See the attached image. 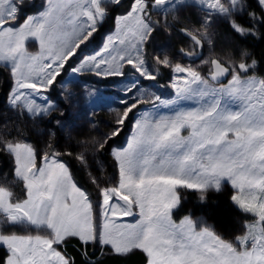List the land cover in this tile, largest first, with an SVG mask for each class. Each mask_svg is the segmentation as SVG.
<instances>
[{
  "label": "snow or ice",
  "instance_id": "6c2138e0",
  "mask_svg": "<svg viewBox=\"0 0 264 264\" xmlns=\"http://www.w3.org/2000/svg\"><path fill=\"white\" fill-rule=\"evenodd\" d=\"M185 2L128 0L125 11L114 20L117 34L108 37L101 52L73 66L71 58L111 12L123 6L122 0H46L40 9L34 0H0V61L11 66L16 87L8 97L10 109L23 108L31 116H41L49 108L34 100L22 105L24 90L36 95L46 92L69 70L76 74L86 69L109 78L124 76L128 66L135 79L122 89L125 110L116 120L122 127L134 109L139 110L133 89L140 90L141 78L157 79L145 59L146 45L156 31L149 19L153 9H176ZM193 3L224 17L240 36L256 35L255 29L264 26V0ZM238 16H246L248 25L239 23ZM211 21L210 13L199 22L204 32L188 27L181 32L195 45L204 39L211 43ZM30 39L39 45L34 54L26 49ZM153 58L174 73L175 89L173 99L157 95L155 101L169 109L181 102L195 106L156 119L145 110L134 121L126 147L110 153L117 166V184L104 186L93 177L98 189L95 203L74 182L58 153L41 155L23 139L22 129L9 130L6 124L0 128V154L13 163L10 183L21 188L17 197L7 176L0 185V264H75L64 251L70 244L83 248L85 255L89 246L117 257L139 253L143 264H264V78L241 75L255 69L257 62L229 67L210 59L211 82L220 85L214 87L193 67L173 66L167 50L154 52ZM226 76L231 79L225 85L221 77ZM120 130L114 128L109 136H118ZM182 130L188 134L182 135ZM105 147L99 143L101 150ZM225 179L238 193L232 201L255 217L235 242L207 229L197 232L190 220L181 226L173 223L172 210L180 204L178 189L220 190ZM137 214L134 223L119 219ZM33 228L42 234L18 231ZM86 264L97 262L89 256Z\"/></svg>",
  "mask_w": 264,
  "mask_h": 264
},
{
  "label": "rangeland",
  "instance_id": "374dc122",
  "mask_svg": "<svg viewBox=\"0 0 264 264\" xmlns=\"http://www.w3.org/2000/svg\"><path fill=\"white\" fill-rule=\"evenodd\" d=\"M37 9L46 3V0H34ZM128 5V1L122 7L116 8L113 16L106 19L100 26L102 30L94 33V35L78 49V55L71 58L70 63L73 66H78V62L94 53L101 52L104 45L107 43L109 36L117 34V26L114 23L115 18L119 17ZM212 14L211 26L209 29L211 43L208 39L202 40L201 45H195L194 41L181 32L182 28H194L204 32L200 25V21L209 14ZM178 16V19H177ZM242 17V16H238ZM150 22L153 23L156 29L152 39L147 43L145 48V59L150 70L155 71L157 79L153 81L143 80L141 78L140 90L135 91L136 95L133 99H138V109L130 114L131 121L128 122L126 132L121 137V143L115 141L110 144L109 162H102L99 156V143H106L114 137L109 134L114 128H122L117 125L116 120L118 115L125 110V104L122 102V97L126 95L122 89L125 85L135 79L130 67L125 66L124 76L103 78L89 72L86 69L81 73L73 74L70 72L62 73L57 78V82L46 92L36 95L32 90H24L25 97H22L20 103L23 105L26 100H34L35 103L41 106L48 107L46 114L41 116H31L26 113V109L17 110L10 109L8 97L16 91L15 79L12 78L10 65L0 61V71L7 76V86L1 93L0 97V128L7 125L8 129L13 128L23 130V139L30 144L37 153H58V159L65 163L69 168L74 182L79 186L74 178L73 172L66 157L71 159L82 173L84 183L81 189L85 190L95 203L97 199L98 189L93 181V177L98 179L104 186H113L118 182L117 166L114 163L113 157L110 155L113 149H122L126 143L130 132L134 129V121L143 115L147 110L153 118L158 115V109L164 110V115L173 113V109L165 108L155 101V96H160L164 100L173 99L175 97V89L172 87L171 77L174 75L168 68L159 65L153 58L154 52H160L162 49L167 50L173 66L181 64L182 66H191L197 70L202 77L210 81L209 86L219 87V84L211 82L210 79V59H218L222 65L229 67H238L239 63L247 61L244 51L233 52L230 49V39L227 34H223L224 24L229 25V21L224 17L212 13V10L206 6L193 3V0H186L183 6L173 9L169 6L153 9ZM167 25V27H165ZM104 26V27H103ZM99 31V32H98ZM97 33L99 36L97 37ZM222 34V35H221ZM221 35V36H220ZM97 37V38H96ZM171 39V41H168ZM228 43V48L225 49L218 42ZM26 49L29 53L39 51L38 42L34 40L26 41ZM184 50V51H182ZM180 51V52H179ZM187 53H192L188 55ZM67 67V65H65ZM242 78H264V74L253 72L248 74L241 73ZM231 76H226L221 80V83L227 84ZM212 83V84H211ZM128 95H131L130 93ZM188 104L181 102L174 106L179 107ZM105 106L102 110L100 106ZM97 107V109H95ZM232 108H238L237 105H232ZM185 108V107H184ZM154 111V112H153ZM167 111V112H166ZM28 116L29 118H26ZM50 120V123H46ZM93 121V122H92ZM96 122V124H95ZM94 123V124H92ZM96 127V128H95ZM57 130L56 133H54ZM61 136V137H60ZM63 137V138H62ZM108 137V139H105ZM15 138V136H14ZM62 139V141L60 140ZM83 156L84 160L78 159ZM6 163L0 162V185L6 183L4 177H8V186L12 187L15 195H21V188L11 184L13 163L6 156ZM71 164V163H70ZM72 165V164H71ZM80 183V182H79ZM229 190L230 197L237 195V191L228 185H224L222 190L209 189L201 192L192 191L190 189H181L178 194L180 202H182L187 192H193L198 198L203 197L210 192H224ZM183 196V197H182ZM234 206L243 213L246 221L239 222V227L234 234L226 235L221 233L215 225H213L204 216H183L180 220L172 217V221L177 226H181L185 220L192 222V228L199 232L205 229L212 231L215 235L220 236L226 241L235 242V238L244 234L247 231V226L254 222L255 217L251 213H244L239 209L238 205L230 198ZM126 223H134L139 220V216L130 215L128 217L119 218ZM19 234H42L41 230L37 229H18ZM97 249V248H96Z\"/></svg>",
  "mask_w": 264,
  "mask_h": 264
},
{
  "label": "trees",
  "instance_id": "16d2710c",
  "mask_svg": "<svg viewBox=\"0 0 264 264\" xmlns=\"http://www.w3.org/2000/svg\"><path fill=\"white\" fill-rule=\"evenodd\" d=\"M127 1L128 0H122V3L124 4ZM113 14L114 12H111L110 17H112ZM237 20L239 23L245 26H247L249 23L246 16L237 17ZM100 30H102L101 27L99 28V31ZM255 31L256 35L249 34L240 36L236 34L228 24H224L222 32L223 34H227L231 40L230 49H232L233 52L244 51L247 55V61L252 62L255 60L257 62L255 69L252 71L256 73L258 72L259 74H264V26H258ZM98 36L99 33H97V37ZM168 41H171V39H168ZM218 43L221 44L222 47L228 48V43L223 42V40ZM7 84L8 82L6 74L0 71V97ZM103 108H105V106L101 105L100 109L102 110ZM95 109H97V107ZM129 121H131V118L125 121L120 130V134L115 136L112 141L111 139L107 141L105 143L106 147L103 150H99L98 158L102 162H109L110 144L114 141L120 144L121 141H123L121 140V137L123 136L124 132H126ZM46 123H50V120ZM56 132L57 130L54 133ZM60 140L62 141V139ZM65 161L70 165L71 171L73 172L74 178L76 179L79 186L83 187L82 182L84 183V179L80 169L71 162L69 157H66ZM0 162L6 163L5 155L0 154ZM230 193L231 192L229 190L217 193L210 192L207 193L203 199H201L198 198L193 192H187L179 206L172 210L171 216L174 218V220H180L181 217L186 215L194 217L204 216L213 225H215L221 233L226 235L234 234L239 227V222L242 220L246 221V219L243 216V213H241V211H239L230 201ZM64 251H66L68 255L75 261V264H86L89 256H91L92 260L97 262V264H143L144 260L143 256L139 253L126 257H117L116 255L109 254L107 251L98 250L92 246L87 248L88 255H85L84 249L76 246L75 244L68 245Z\"/></svg>",
  "mask_w": 264,
  "mask_h": 264
},
{
  "label": "crops",
  "instance_id": "0c3cea01",
  "mask_svg": "<svg viewBox=\"0 0 264 264\" xmlns=\"http://www.w3.org/2000/svg\"><path fill=\"white\" fill-rule=\"evenodd\" d=\"M195 105H193L191 102H188V104H185V105H182V106H179V107H173V108H171V109H173V111H176V110H179L180 108H183V109H185V110H188V109H190V108H192V107H194ZM185 107V108H184ZM159 111H158V115H161V114H164V113H162L164 110H162L161 108H159L158 109ZM233 110H238V108H233ZM154 112V111H153ZM167 112V111H166ZM170 114H173V113H169V114H166V115H170ZM156 118H158V116L156 115ZM156 118H153V119H156ZM133 130L134 129H132V131L130 132V136L128 137V139H127V141L129 140V138L132 136V134H133ZM188 134V131L187 130H182V135H187ZM127 141H126V143L124 144V146L123 147H126V145H127ZM224 185H228V186H230V187H232L231 186V183L229 182V181H227L226 179L225 180H222L221 181V188H220V190H222V188L224 187ZM211 189H214V190H216L215 188H210V190ZM181 189H178L177 191L179 192ZM190 190H192V191H196V192H200V191H198V190H196V189H190ZM209 190V189H208Z\"/></svg>",
  "mask_w": 264,
  "mask_h": 264
},
{
  "label": "water",
  "instance_id": "95a60500",
  "mask_svg": "<svg viewBox=\"0 0 264 264\" xmlns=\"http://www.w3.org/2000/svg\"><path fill=\"white\" fill-rule=\"evenodd\" d=\"M224 77H221V80L223 79ZM215 83V82H214Z\"/></svg>",
  "mask_w": 264,
  "mask_h": 264
}]
</instances>
